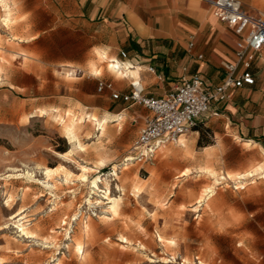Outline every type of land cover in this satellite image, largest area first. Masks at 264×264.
Here are the masks:
<instances>
[{
    "label": "rangeland",
    "instance_id": "rangeland-1",
    "mask_svg": "<svg viewBox=\"0 0 264 264\" xmlns=\"http://www.w3.org/2000/svg\"><path fill=\"white\" fill-rule=\"evenodd\" d=\"M239 1L248 14L264 17V0ZM5 3L10 20L0 4V264H264V152L224 162L200 157L198 145L171 142L145 163L128 161L142 116L151 114L138 105L119 117L93 108L111 99L110 90L97 91L98 81H131L108 68L112 55L101 61L93 50L85 65L72 63L83 61L72 52L78 41L68 32L77 19L76 0ZM75 69L80 74L69 76ZM86 77L89 83L81 82ZM93 116L109 120L103 133L100 124L92 126ZM80 117L79 145L68 144L66 122ZM201 139L202 145L210 141L205 132ZM82 165L90 168L85 179ZM98 179L108 181L109 198L119 199L117 212L109 211ZM207 189L212 193L206 195Z\"/></svg>",
    "mask_w": 264,
    "mask_h": 264
},
{
    "label": "crops",
    "instance_id": "crops-1",
    "mask_svg": "<svg viewBox=\"0 0 264 264\" xmlns=\"http://www.w3.org/2000/svg\"><path fill=\"white\" fill-rule=\"evenodd\" d=\"M75 4L77 19L71 20L68 32L72 40L78 41L72 52L83 61L71 58L72 63L85 65L93 50L101 61L103 55H112L110 59L121 67L129 64L126 77L112 72L130 81L139 79L147 97H161L178 86L182 78L194 75H199L207 90L213 92L226 76L224 65L236 63L238 37L217 20L208 4L198 0H76ZM251 72L254 85L227 89V99L211 101L197 126L178 141L195 148L200 140L202 143L203 131L211 144L200 147L202 150L196 154L212 155L224 162L231 161L227 158L235 154L254 156L264 152V53L257 57ZM88 79L82 78L81 82L89 83ZM93 88L85 95L93 97ZM129 91L130 82L112 85L111 92ZM133 106L112 98L93 104L94 109L118 117ZM148 119L142 116L141 124Z\"/></svg>",
    "mask_w": 264,
    "mask_h": 264
},
{
    "label": "built area",
    "instance_id": "built-area-1",
    "mask_svg": "<svg viewBox=\"0 0 264 264\" xmlns=\"http://www.w3.org/2000/svg\"><path fill=\"white\" fill-rule=\"evenodd\" d=\"M198 1L208 4L217 20L238 37L235 44L236 63L224 65L226 76L213 92L207 90L199 75L182 78L172 91L158 98L145 96L139 79H131L130 91L126 94L112 92L114 101L142 106L151 114L131 147L132 156L128 161L145 163L151 160L162 143H175L195 128L200 117L209 111L211 101H225L227 89L254 85L255 76L251 67L264 53V18L248 14L239 0ZM122 56L125 57L123 53ZM68 74L76 76L80 72L70 71ZM105 89L111 91L112 85L99 81L97 91L101 93Z\"/></svg>",
    "mask_w": 264,
    "mask_h": 264
},
{
    "label": "bare ground",
    "instance_id": "bare-ground-1",
    "mask_svg": "<svg viewBox=\"0 0 264 264\" xmlns=\"http://www.w3.org/2000/svg\"><path fill=\"white\" fill-rule=\"evenodd\" d=\"M0 4H1V6H2V8H3V10H4V12H5V16H4V18H5V21H8V20H10L9 18H10V10H9V6L5 3V0H0ZM258 16L260 17V18H264V17H262V16H260L259 14H258ZM107 59V57L105 56V55H103L102 56V60H106ZM110 64H109V66H108V68L110 69V70H112L113 72L115 71L116 73H117V75H119V76H122V77H126L127 76V74H128V69H129V64H125L123 67H121L120 65H119V63L118 62H116L115 61V59H110ZM83 120H84V118L83 117H80V118H77L75 121H73L72 119H70V120H68L67 122H66V129H67V133H68V144H74V143H77L78 145H79V139L77 138V136H76V131H77V129H79L80 127H81V125H82V122H83ZM90 121H91V124H92V126L93 127H97L99 124H100V126H101V132L103 133L104 132V130H105V127H106V125H107V121H106V119L105 118H103L101 121L100 120H98L95 116H93V117H91V119H90ZM100 132V131H99ZM182 137V136H181ZM179 143L180 142H183V140H179L178 141ZM160 147L163 149V148H165L166 146H165V143H162L161 145H160ZM77 148H78V146H77ZM80 148V147H79ZM90 168H88L87 166H80V169L79 170H81V172H82V175H81V178L82 179H85L87 176H86V173L88 172V170H89ZM124 170H127V169H124ZM260 170V169H259ZM262 170V169H261ZM256 171V170H255ZM206 172V171H205ZM210 174H213L212 172H209ZM50 174H51V170H49V169H46L45 170V176L48 178L49 176H50ZM253 176V171H251V172H248V173H246L245 174V177H252ZM241 177V175H238L236 178H240ZM98 182L99 183H103V187H104V196L106 197V200L109 202V211H111V212H115L116 211V209H117V207H118V200L119 199H111V198H109L108 197V194H109V185H108V181L106 180V179H103V180H99L98 179ZM92 185H93V187L98 191L99 190V187H98V185H97V182L96 181H94V182H92ZM209 193H212V191H211V189H207L206 191H205V194L207 195V194H209ZM200 202V201H199ZM117 212V211H116ZM18 229H19V232L21 233V234H23V235H26V232H25V228L23 227V224H19L18 225ZM87 230H88V227L84 224L83 225V232L84 233H86L87 232ZM75 251H76V253L77 254H79L80 256H82V254H83V248H82V246L80 245V244H76L75 245Z\"/></svg>",
    "mask_w": 264,
    "mask_h": 264
},
{
    "label": "trees",
    "instance_id": "trees-1",
    "mask_svg": "<svg viewBox=\"0 0 264 264\" xmlns=\"http://www.w3.org/2000/svg\"><path fill=\"white\" fill-rule=\"evenodd\" d=\"M202 134H203V132H202ZM209 144H211L210 141H207L204 145H202L201 140H200L197 145H198V147H202V146H207Z\"/></svg>",
    "mask_w": 264,
    "mask_h": 264
}]
</instances>
